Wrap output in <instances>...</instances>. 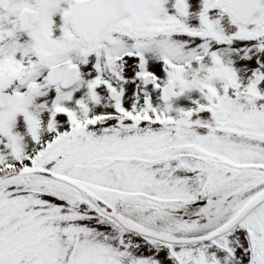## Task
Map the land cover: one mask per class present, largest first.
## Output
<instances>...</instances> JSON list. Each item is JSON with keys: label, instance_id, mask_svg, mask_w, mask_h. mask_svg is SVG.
Returning a JSON list of instances; mask_svg holds the SVG:
<instances>
[{"label": "snow or ice", "instance_id": "snow-or-ice-1", "mask_svg": "<svg viewBox=\"0 0 264 264\" xmlns=\"http://www.w3.org/2000/svg\"><path fill=\"white\" fill-rule=\"evenodd\" d=\"M0 264H264V0H0Z\"/></svg>", "mask_w": 264, "mask_h": 264}]
</instances>
